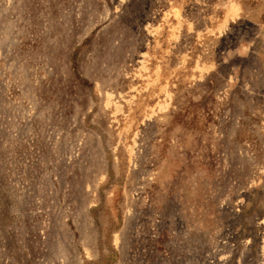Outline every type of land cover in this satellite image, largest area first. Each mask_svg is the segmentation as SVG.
<instances>
[{
  "label": "rangeland",
  "instance_id": "374dc122",
  "mask_svg": "<svg viewBox=\"0 0 264 264\" xmlns=\"http://www.w3.org/2000/svg\"><path fill=\"white\" fill-rule=\"evenodd\" d=\"M0 264H264V0H0Z\"/></svg>",
  "mask_w": 264,
  "mask_h": 264
}]
</instances>
